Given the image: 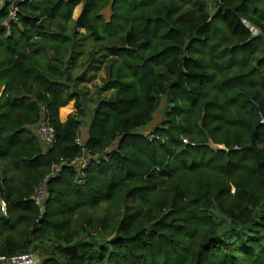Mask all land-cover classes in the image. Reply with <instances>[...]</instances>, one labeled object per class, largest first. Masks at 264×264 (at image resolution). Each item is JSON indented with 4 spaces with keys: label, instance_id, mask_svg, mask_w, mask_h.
I'll use <instances>...</instances> for the list:
<instances>
[{
    "label": "trees",
    "instance_id": "1",
    "mask_svg": "<svg viewBox=\"0 0 264 264\" xmlns=\"http://www.w3.org/2000/svg\"><path fill=\"white\" fill-rule=\"evenodd\" d=\"M32 254L264 264V0H0V257Z\"/></svg>",
    "mask_w": 264,
    "mask_h": 264
},
{
    "label": "built area",
    "instance_id": "2",
    "mask_svg": "<svg viewBox=\"0 0 264 264\" xmlns=\"http://www.w3.org/2000/svg\"><path fill=\"white\" fill-rule=\"evenodd\" d=\"M16 13H17V7L14 6L11 9L8 20L5 22V26L8 27V29L10 28V24L16 21ZM245 24L249 27L253 35L258 34V30L255 27L250 26L247 22H245ZM44 112L46 113L45 110ZM46 115L43 117L42 121L39 124L38 134L42 142L44 143V145H46L47 147H51L52 142L54 140V132L47 122ZM183 141L186 142V140H183ZM216 148H217L216 146H212L213 150H216ZM219 148H225V147L219 146ZM102 158L104 160L108 159L107 155H103ZM88 163H89V160L84 159L82 162V165L85 166ZM46 180L47 179H45L44 182L40 185V187L35 191V194L33 196V200L37 205H41V199L44 194ZM0 261L4 262L5 264H28L32 261V255H22V256H15L11 258L0 257Z\"/></svg>",
    "mask_w": 264,
    "mask_h": 264
},
{
    "label": "rangeland",
    "instance_id": "3",
    "mask_svg": "<svg viewBox=\"0 0 264 264\" xmlns=\"http://www.w3.org/2000/svg\"><path fill=\"white\" fill-rule=\"evenodd\" d=\"M81 8H82V4H79V5L74 9L73 14H72V17H73L74 19L77 18V17L79 16V14H80V12H81ZM103 14H104V16H105L106 18H109V16H110V9H109V8L105 9L104 12H103ZM103 75H104V73L101 72V74H100V76H99L98 79H96L93 83L88 84V86H89V88H90L91 91L94 90V85H95V84H96V85H100V84H102V79H101V78H102ZM163 105H164V103H162L161 108L163 107ZM66 107H67L66 109H68L67 111H64L63 114H62V112H60V117H61L62 120H65L67 114H69L71 111H73V101H70V102L67 104ZM161 108H160V110L156 113V115H155V117H154V121H153L151 124H149V125H147L146 127H144V128L141 129L142 132H144V133H148V132H150V131L153 129V127H154L155 125H157V124L160 122V120H161V116H162ZM84 132H85V131H83L82 133H84ZM84 138H85L84 135H81V134H80V140L83 141ZM4 264H5V263H4Z\"/></svg>",
    "mask_w": 264,
    "mask_h": 264
},
{
    "label": "water",
    "instance_id": "4",
    "mask_svg": "<svg viewBox=\"0 0 264 264\" xmlns=\"http://www.w3.org/2000/svg\"><path fill=\"white\" fill-rule=\"evenodd\" d=\"M38 256L35 254H32V261L28 264H37Z\"/></svg>",
    "mask_w": 264,
    "mask_h": 264
}]
</instances>
